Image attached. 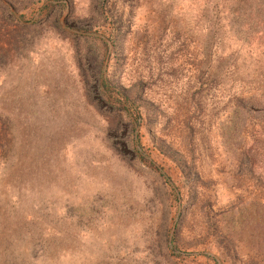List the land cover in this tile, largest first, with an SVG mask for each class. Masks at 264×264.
<instances>
[{"label": "rangeland", "instance_id": "374dc122", "mask_svg": "<svg viewBox=\"0 0 264 264\" xmlns=\"http://www.w3.org/2000/svg\"><path fill=\"white\" fill-rule=\"evenodd\" d=\"M0 264H264V0H0Z\"/></svg>", "mask_w": 264, "mask_h": 264}, {"label": "trees", "instance_id": "16d2710c", "mask_svg": "<svg viewBox=\"0 0 264 264\" xmlns=\"http://www.w3.org/2000/svg\"><path fill=\"white\" fill-rule=\"evenodd\" d=\"M103 14H105V12H104L103 5H102V8L100 10V15L102 16ZM93 21H94V19L89 20V22H91V23H93ZM74 23H75L74 26H72L70 28H73L75 30V32L76 31L77 32L73 35L80 37L81 35H78L79 32H81L82 34L87 33V29H83V28L80 29V28L76 27L77 24L81 23L80 21H76ZM117 32L118 31H116V30L110 32L108 35V39L112 40L114 33L116 34ZM101 41L105 47V52H104V55H102L103 59H101V61L99 63L100 64L99 68H102L103 61L105 60L106 56L108 55L109 47H110L107 39H102ZM112 44H113V42H112ZM100 89H101L102 93L105 95L107 103L112 104L113 107H115V103L116 104L118 103L120 110L125 112V116L127 115L129 117V119H132L131 118L132 115L129 114L130 104H132V100L130 99L129 95H127L124 92L118 93L115 90V88H113L105 79H103L102 82L100 83ZM137 116H138L137 119L133 118L132 121H130V124L132 127V132H134L135 129L138 126H140V124H141V120H142L141 112H138ZM141 160H144V158L141 157ZM173 239H174L173 236H170V243H173Z\"/></svg>", "mask_w": 264, "mask_h": 264}]
</instances>
